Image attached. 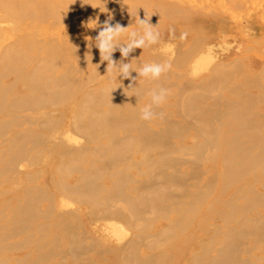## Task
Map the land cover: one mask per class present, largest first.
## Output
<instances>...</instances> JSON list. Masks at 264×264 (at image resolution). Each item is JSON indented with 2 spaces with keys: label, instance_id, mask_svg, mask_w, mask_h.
<instances>
[{
  "label": "bare ground",
  "instance_id": "bare-ground-1",
  "mask_svg": "<svg viewBox=\"0 0 264 264\" xmlns=\"http://www.w3.org/2000/svg\"><path fill=\"white\" fill-rule=\"evenodd\" d=\"M197 4L264 23V0H0V264H264V81L217 62L195 23L225 21ZM93 12L197 35L173 59L154 54L171 65L160 79H116L83 44ZM152 53L113 58L138 70Z\"/></svg>",
  "mask_w": 264,
  "mask_h": 264
},
{
  "label": "rangeland",
  "instance_id": "rangeland-1",
  "mask_svg": "<svg viewBox=\"0 0 264 264\" xmlns=\"http://www.w3.org/2000/svg\"><path fill=\"white\" fill-rule=\"evenodd\" d=\"M196 6H197L196 9H198L201 12H204L206 15H209L211 17L216 16L219 18H223L225 21L224 23H220L219 25L216 24L215 26H213V28L210 27V24L212 23H195V24H200L202 27V29L199 30V32L196 31L197 34L198 33L200 34L201 32V34H203L204 36H209L213 39L212 46L214 47V52L217 56V62H221L225 64L228 68L233 67L230 65L232 63L236 62L235 64L237 63L240 64V62H242L240 65L241 73L239 72V73H236L235 75L237 79H244L245 76L248 74V76L250 75L254 77L256 80H258L259 78V80L264 81V36H263L264 35V23L259 22L257 10L256 9L244 10L241 13L242 16L240 17V20L236 21V19L231 17L230 14L222 7L217 6V7L205 8L203 7V5H200V4H197ZM249 11L251 13H249L248 15ZM1 13L2 11L0 10V23H5L3 19V14L1 15ZM93 15H94L93 16L94 18L93 17L90 18V21L86 19L81 24L82 41L84 45H89V42H90L89 40H94V38L96 37V35L98 34L100 30V27L91 28L95 26V22L98 25H102L104 22V19H103L105 17L104 14L100 12H93ZM97 19H100V20H97ZM248 20L250 21L253 20L255 23H248ZM150 23L153 26H156L155 30L160 33V41H162L164 45L170 46V48L165 50L164 46L161 47L160 43L156 45H152V46H146V48L148 47L153 48V53L149 56L148 55L143 56V58L141 57L140 59H138L139 62H141L139 64L140 67H142L146 63H155L154 54L162 53L163 55H168L169 53L170 56L174 55V57H177L176 55L178 53H181L186 48V46L189 43H191V41L194 40V37L197 35L196 32L189 30L188 28L189 24H187V22H184L180 19L157 18L155 21L150 22ZM121 26L126 27V28L129 27L127 30L128 32L133 31V30H137V31L141 30L139 25L136 22L135 23H124ZM185 33L187 35H186V38H184L185 39L184 40L181 37H182V34H185ZM257 37L260 39H258ZM121 40H123V42L126 43L127 35L126 34L123 35L121 37ZM183 41L186 43L184 44ZM174 57L172 56L171 59H173ZM236 57L239 60H237ZM152 59L154 61H152ZM230 61H232V63L229 64L228 62ZM140 67L138 66V69ZM207 73L208 72L201 74L200 77L202 76L204 77V75H206ZM255 74L257 75V77L255 76ZM200 77L197 78V81L200 80ZM261 77H263V79ZM173 83L171 82L168 85V88H167L168 93L173 91L176 88L175 85L173 86ZM92 84H94V82L90 83L91 86H93ZM247 90L254 94L257 93L256 87H248ZM172 98L173 97L171 96V99ZM193 140H194L193 138L188 139L189 142H192ZM24 169L27 170L28 168H24ZM23 249L24 248L14 250L13 256L15 257L17 255L16 257H22L26 251L25 249L24 250ZM243 264H247V263L243 262Z\"/></svg>",
  "mask_w": 264,
  "mask_h": 264
},
{
  "label": "clouds",
  "instance_id": "clouds-1",
  "mask_svg": "<svg viewBox=\"0 0 264 264\" xmlns=\"http://www.w3.org/2000/svg\"><path fill=\"white\" fill-rule=\"evenodd\" d=\"M112 16L103 22L102 25H98L95 22V26L91 28L100 27V30L94 40L89 43V49L93 46L99 50L100 62H107V74H110L113 70L116 71L117 77L127 79L131 76V73L135 71L138 74V78H145L147 80H158L162 75L169 71L171 65L169 63H146L138 70L134 69L131 62L124 63L123 59L117 62L113 58V53L119 51L122 58L129 57L135 49H144L146 46H152L160 43V33L155 30L156 26L150 23V17L145 19H138L136 23L140 27V31L133 30L128 32L129 27H123L120 23L112 24ZM127 35V42L121 43V37ZM186 33L182 34V39L186 38ZM91 56V55H90ZM92 59V57H91ZM168 90L165 88L152 89L148 92L150 102L140 110V119L143 121H152L157 118L155 108L160 107L166 101ZM159 118H164V113H159Z\"/></svg>",
  "mask_w": 264,
  "mask_h": 264
}]
</instances>
